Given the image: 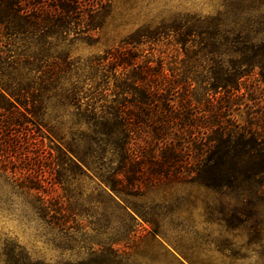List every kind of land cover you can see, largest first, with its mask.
I'll list each match as a JSON object with an SVG mask.
<instances>
[{"label":"trees","instance_id":"trees-1","mask_svg":"<svg viewBox=\"0 0 264 264\" xmlns=\"http://www.w3.org/2000/svg\"><path fill=\"white\" fill-rule=\"evenodd\" d=\"M113 4L0 0L3 136L17 130L45 138L39 127L28 126H38L48 102L60 99L87 126L82 141L97 147L89 157L106 169L102 182L130 219L128 208L140 216L130 198L163 185L230 192L242 206L219 212L229 226L258 215L264 205V0H222L216 16L151 21L85 68L76 67L59 46L100 30ZM165 45L174 47V59L155 58ZM59 151L81 173L89 166L84 157L77 161ZM50 168L61 184L63 161ZM10 175L40 190L26 173ZM53 219L61 231H83L67 226L64 217ZM136 239L128 233L92 243L86 258L55 264H134L129 250ZM7 256V264H53L32 260L21 247Z\"/></svg>","mask_w":264,"mask_h":264},{"label":"rangeland","instance_id":"rangeland-1","mask_svg":"<svg viewBox=\"0 0 264 264\" xmlns=\"http://www.w3.org/2000/svg\"><path fill=\"white\" fill-rule=\"evenodd\" d=\"M221 2L114 0L100 30L70 38L58 51L75 60L76 67L85 68L89 61L151 21L158 24L192 15L216 16ZM173 48L158 47L154 56L174 59L177 53ZM61 83L68 84L69 80ZM87 83L91 94L94 84L90 80ZM244 113L242 110L245 119ZM37 122L38 126L28 127H39L43 139L21 135L17 130L6 138L0 127V264H7V253L18 252V247L34 261H76L88 256L92 243L128 233L139 237L129 250L134 264H264V205L258 207L255 217L233 220L229 226L219 212L231 213L242 206L230 198V192L218 194L197 185H163L146 196L130 198L140 213L128 208L134 214L132 220L110 198L101 179L106 169L89 157L97 147L91 149L82 141L87 126L79 124L76 108L51 99L46 116ZM59 150L77 161L78 156L84 157L89 166H83L81 173ZM109 159L106 155V161ZM60 161L63 169L57 178L61 177L62 183L58 184L50 167ZM12 170L18 175L26 173L40 190H30L27 181H16L10 175ZM53 217H64L67 226L83 231H61Z\"/></svg>","mask_w":264,"mask_h":264}]
</instances>
